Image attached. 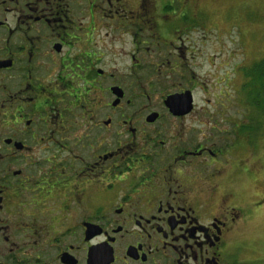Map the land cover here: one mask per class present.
Segmentation results:
<instances>
[{
	"label": "flooded vegetation",
	"instance_id": "obj_1",
	"mask_svg": "<svg viewBox=\"0 0 264 264\" xmlns=\"http://www.w3.org/2000/svg\"><path fill=\"white\" fill-rule=\"evenodd\" d=\"M206 3L0 0V264H264ZM205 64L234 93L212 112Z\"/></svg>",
	"mask_w": 264,
	"mask_h": 264
},
{
	"label": "rangeland",
	"instance_id": "obj_2",
	"mask_svg": "<svg viewBox=\"0 0 264 264\" xmlns=\"http://www.w3.org/2000/svg\"><path fill=\"white\" fill-rule=\"evenodd\" d=\"M206 2L209 5L208 15L212 22L208 23L202 34L206 36L203 53L209 64L211 59H215V66L219 67L218 65L223 63L226 70L237 62L243 67L264 58V0H206ZM213 70L212 66L204 65L203 71L211 75H207L206 78L208 89L197 92V97L201 99L199 104L206 105L204 99H209L210 104L207 107L210 112L219 108L218 103L225 104L224 100L234 95L227 90L220 91L219 86L213 84L217 78ZM246 81L244 74L240 72L237 111L240 113L238 114L240 121L244 122L248 121L249 117L255 118V112L249 108V114L244 102L246 90H242L244 89L242 85ZM235 110L236 108L232 109L234 114ZM254 150V155L251 154L248 158L246 156L241 162V167H249L251 170L252 177L249 179L248 190L250 196L246 194L245 185L237 201L239 206L245 207L244 209L249 204V211H252V208L257 210L253 215L249 214L251 220L247 219L249 224L245 226L244 234L247 236L246 243H251L257 252H264V132L260 133ZM242 179L241 185H244L245 178Z\"/></svg>",
	"mask_w": 264,
	"mask_h": 264
},
{
	"label": "trees",
	"instance_id": "obj_3",
	"mask_svg": "<svg viewBox=\"0 0 264 264\" xmlns=\"http://www.w3.org/2000/svg\"><path fill=\"white\" fill-rule=\"evenodd\" d=\"M241 74L247 79L242 85L245 92V105L255 112V118H248V125L241 126V133L253 141L259 139L260 133L264 132V58L254 61L252 64L240 67ZM251 123H254L251 125Z\"/></svg>",
	"mask_w": 264,
	"mask_h": 264
},
{
	"label": "water",
	"instance_id": "obj_4",
	"mask_svg": "<svg viewBox=\"0 0 264 264\" xmlns=\"http://www.w3.org/2000/svg\"><path fill=\"white\" fill-rule=\"evenodd\" d=\"M166 104H167L170 108H172V106L175 105L174 100H173L172 98H168ZM187 105H190V104H189V101L187 102Z\"/></svg>",
	"mask_w": 264,
	"mask_h": 264
}]
</instances>
